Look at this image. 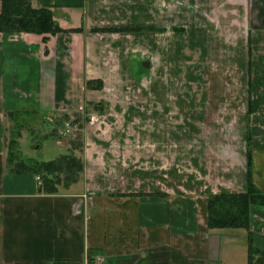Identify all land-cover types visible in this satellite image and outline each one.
I'll list each match as a JSON object with an SVG mask.
<instances>
[{
	"label": "crops",
	"instance_id": "obj_1",
	"mask_svg": "<svg viewBox=\"0 0 264 264\" xmlns=\"http://www.w3.org/2000/svg\"><path fill=\"white\" fill-rule=\"evenodd\" d=\"M30 5L49 10L62 32L0 33V264H92L97 258L101 264H248V245L264 253V202L249 208V235L209 229L206 223L209 194L242 193L249 177L264 195V0H30ZM176 6L191 10L189 22H180ZM165 15L176 18L172 31L186 23L192 31L199 26L205 38L194 37L189 46L212 56L188 60L185 73L175 60L164 77V66L158 67L148 93H164L158 98L161 112L140 109L153 117L140 118V127L156 128L157 134L173 111L186 126H202L207 134L186 136L183 149L185 136L142 135L140 150L132 151L143 167L131 169L130 159L85 135L82 154L74 152L82 161L78 178L50 193L37 186V174L13 170L6 149L21 138V126L43 116L52 123L56 113L66 119L81 110L84 98L97 104L90 97L96 89L84 83L98 80L103 89L112 76L119 78L130 60L126 38L163 31L159 18ZM107 46L116 47L108 67L102 62ZM216 48L231 52L221 56L212 52ZM233 81L241 87L236 102L229 96ZM96 125L91 120L83 127L93 133ZM66 147L34 162L53 160ZM182 150L187 173L180 177L181 161L174 158L173 181L163 185L165 175L154 171L160 170L161 154L180 157Z\"/></svg>",
	"mask_w": 264,
	"mask_h": 264
},
{
	"label": "rangeland",
	"instance_id": "obj_2",
	"mask_svg": "<svg viewBox=\"0 0 264 264\" xmlns=\"http://www.w3.org/2000/svg\"><path fill=\"white\" fill-rule=\"evenodd\" d=\"M171 7V3H169L168 10ZM176 8L178 9L177 6ZM178 13L182 14L180 22H189V18L191 17L189 14L192 13L190 9H184V7H182L181 11L178 9L177 14ZM175 19L176 18L169 15H165V19L164 17L162 18L160 16L159 25H162L161 27H163V31H150L151 33L149 32L146 34L137 32L129 35L128 38H126V41L129 42L126 49L127 51H129L128 55H130V60L128 59V57L126 58L124 67L125 69L121 72L119 78H113L112 76L108 80L106 88H101L98 90L93 89L97 92L93 93L90 96H94L93 98L98 99L97 105L99 104L101 109L92 108L91 104H93L94 102H92L91 100L90 102H86L84 100V95V99L82 98L83 101L81 102V110H78L76 114H74L75 112L69 113V117H67L66 119L62 118L61 113H56L53 116L52 123L55 124V126H51L50 124L52 123L47 122V116L38 118L36 121H28L27 126H21V138L18 139V141L14 137L15 139L12 140L14 144L11 146V148H8V150L6 149V157H10L9 159L6 158V161L10 160V167H13L12 165H14L15 162L28 164L29 167L31 163H34V160L36 158L38 159V157H42L43 155L51 156L56 147H61L62 145L68 146L69 141L76 139V137H79L78 140L81 145V151L84 147L83 142L84 139H86V136L88 137L89 135H92L98 139V142L108 144L109 150L111 152H120V155H122L124 161L126 159H130L131 161L128 160L127 163L129 165L128 168H142L143 166L141 165L140 160V158L142 157L139 153L133 152L136 150H140L142 135H180L185 137L191 136L198 139L199 137L207 134V130L202 126L198 125L193 128H189L188 126H186L183 122L185 121L184 117L175 115V112L173 111H169V113H166V117L164 119L165 121L167 120V123H165L164 121L165 127L158 128L159 132L157 134L156 128L152 127L147 129L146 127H140V118H149V116H147V114H144L140 109H149L150 112H153L158 111L157 109L159 108V112H161L158 98L163 97L164 93H158L157 90L156 94H152L151 92L148 93V89L155 82V72H157L156 69L158 67L164 66V68L162 67L164 70H162V72L160 73L164 77L168 75V68L170 67L169 62L175 60L177 67L181 70V72L185 73V71L188 70V60H195L199 56H212V53H210L209 55L204 54V48L189 46L193 43L192 39L194 37L196 39H204L205 32L201 31L199 26H197V30L192 31L190 30L187 23L186 26L181 25L183 28H181L180 30L172 31L171 26L172 24L176 23ZM163 20H168V22H163ZM221 34L223 35L227 33H219V36ZM228 34L230 35L233 33L230 32ZM115 48L116 47L109 48L107 46V48L102 50V62L104 66L108 67L112 65L110 63V60L112 59L111 57L115 52ZM225 51L227 53L231 52L229 48L212 49V52L216 54L219 53V55L221 56L224 55L223 52ZM83 83L84 82H82V86ZM184 84L185 83L181 80L178 83V86L180 85L179 88H182ZM239 86L240 84L238 82H232L231 89L233 93L229 96L233 102H236L238 93H240L239 91L241 90V87ZM155 89H157L156 86ZM155 89L153 91H155ZM172 101L173 99L169 103V106L171 105ZM129 109L132 110L130 111ZM40 119L46 121L48 125L42 126L39 122ZM62 119L64 120V123L60 125L58 120L62 121ZM91 120L96 122V124L98 123V125L93 128V133L89 132L90 129L88 130V128L83 127ZM129 121H131L132 123H128ZM173 125H180V127L178 129H175ZM16 130H18V128H13L12 130H10L13 132H11V134L15 135ZM43 135L49 137H47L48 140L45 142L43 141V137L45 138V136ZM187 137L186 143H184V145H181L182 149L184 148V146H188L187 142L189 140L187 139ZM7 142L8 137L6 139V144ZM107 149L108 148H104L103 146L99 149V151L104 153V150ZM80 154H82V152ZM176 155L177 154H173L171 152H166L165 155H159L160 170L157 169L154 171L156 173L160 171V174L165 175L164 178H161L163 181H159L163 185H171L173 181L172 176L170 175L172 173V169H175L174 158H177V161L179 158V160L181 161L180 165L182 166L178 169L180 171V177L182 178V176L187 173L185 169L187 170V162H189V159L186 151L183 152L182 150V152L180 153V157ZM203 159L204 157H202L200 161ZM146 168L147 167L145 166V169ZM125 169L127 168L125 167ZM155 181L156 180H154V182Z\"/></svg>",
	"mask_w": 264,
	"mask_h": 264
},
{
	"label": "trees",
	"instance_id": "obj_3",
	"mask_svg": "<svg viewBox=\"0 0 264 264\" xmlns=\"http://www.w3.org/2000/svg\"><path fill=\"white\" fill-rule=\"evenodd\" d=\"M80 29H75V31ZM62 30L52 20L49 10L44 8H32L30 0H0V33H30L36 35H54ZM45 41V39H42ZM87 89H100L98 80L86 81ZM92 108L98 109L100 105L91 104ZM79 137L69 141L66 152L57 158L28 164L16 162L12 169L28 171L37 174L42 189L50 193L56 185L75 181L81 172L82 164L74 154L80 153ZM10 158V157H9ZM10 161V160H9ZM264 195L261 194L251 183L249 177L242 193L209 194L206 200L207 227L209 229H242L249 235V208L261 205ZM248 264H264V253L253 249L248 245ZM257 258L254 259V256Z\"/></svg>",
	"mask_w": 264,
	"mask_h": 264
},
{
	"label": "built area",
	"instance_id": "obj_4",
	"mask_svg": "<svg viewBox=\"0 0 264 264\" xmlns=\"http://www.w3.org/2000/svg\"><path fill=\"white\" fill-rule=\"evenodd\" d=\"M35 180H36L37 186L38 187L41 186V182H40V179H39L38 176L35 177ZM54 264H58V263H54ZM92 264H101V263H100L99 259L97 258V259H94V261L92 262Z\"/></svg>",
	"mask_w": 264,
	"mask_h": 264
}]
</instances>
